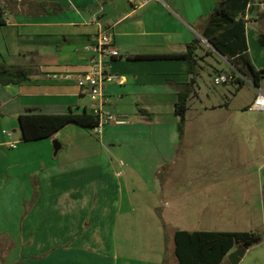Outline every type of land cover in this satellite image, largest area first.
I'll use <instances>...</instances> for the list:
<instances>
[{
    "label": "crops",
    "instance_id": "0c3cea01",
    "mask_svg": "<svg viewBox=\"0 0 264 264\" xmlns=\"http://www.w3.org/2000/svg\"><path fill=\"white\" fill-rule=\"evenodd\" d=\"M139 1L0 0L7 10V24L0 27V65L31 73L22 84L0 85V134L12 130L18 142L14 149L0 144V264H120L109 243L118 218H130L131 211L115 179L121 174L115 160L142 176L160 175L163 161L180 146L175 105L190 80L186 60L130 57L182 54L197 39L207 43L201 34L219 0H163L137 7ZM257 5L246 16V34L252 62L264 70L249 40V25L264 22V4ZM259 30L254 31L258 38L264 27ZM101 32L112 36L118 52L106 66L117 79L105 85L104 93L107 109L121 123L107 125L102 134L69 124L51 138L22 141L18 117L30 109L43 114L90 110L91 100L75 79L91 70L88 46ZM66 74L74 80L53 78ZM55 140L62 145L57 155ZM71 147L72 156L60 158ZM167 179L164 186L153 179L148 189L170 191ZM68 218L75 222L69 224ZM99 218H111V227ZM104 228L111 232L107 237Z\"/></svg>",
    "mask_w": 264,
    "mask_h": 264
},
{
    "label": "rangeland",
    "instance_id": "374dc122",
    "mask_svg": "<svg viewBox=\"0 0 264 264\" xmlns=\"http://www.w3.org/2000/svg\"><path fill=\"white\" fill-rule=\"evenodd\" d=\"M262 27L264 22L250 24L249 40L257 64L264 67V46L254 32ZM197 54L184 134L177 153L163 161L160 175L142 176L115 160L117 173L121 172L115 179L131 211L130 218H118L109 243L120 264L127 258L137 264H176L171 239L175 230L260 233L263 241L249 248L240 264H264V112L249 109L258 93H264V81L260 89L248 82L239 89L232 83L216 84L220 74L230 72V63L229 67L208 42L201 41ZM73 153L71 147L59 156ZM167 177L172 181L170 191L155 194L148 189L153 179L166 185ZM105 219L99 218L111 227L112 219ZM110 233L102 230L105 237ZM223 264H230L228 258Z\"/></svg>",
    "mask_w": 264,
    "mask_h": 264
},
{
    "label": "trees",
    "instance_id": "16d2710c",
    "mask_svg": "<svg viewBox=\"0 0 264 264\" xmlns=\"http://www.w3.org/2000/svg\"><path fill=\"white\" fill-rule=\"evenodd\" d=\"M257 4H264V0H219L201 34L213 51L230 63V73L237 76L232 85L238 89L246 81L260 89L264 81V70H258L252 62L246 34V16L259 9ZM6 11V7L0 3V27L7 24ZM259 39L260 44L264 46V33L259 35ZM200 45L201 40L197 39L188 45L187 51L182 54L130 57L132 61L186 60L189 62L190 80L179 91L175 105V113L179 118L178 132L181 140L189 111V99L193 95L196 82L195 74L199 59L197 52ZM30 75V70L26 68L0 65V85L2 86L22 84L29 81ZM34 111L30 109L18 117L24 142L51 138L69 124H75L91 131L99 124L97 116L87 108L82 112L70 108L64 114H43L34 113ZM34 182L37 186V179ZM262 241L263 236L256 232L176 230L174 233V255L178 264H223L237 247L247 244L251 248Z\"/></svg>",
    "mask_w": 264,
    "mask_h": 264
},
{
    "label": "built area",
    "instance_id": "2783aa9c",
    "mask_svg": "<svg viewBox=\"0 0 264 264\" xmlns=\"http://www.w3.org/2000/svg\"><path fill=\"white\" fill-rule=\"evenodd\" d=\"M151 3H164L163 0H140L137 7H144ZM91 52L90 66L91 70L76 78V84L82 93L88 96L92 102L90 111L97 116L99 124L95 127L94 132L102 134L105 127L112 123H121L118 117L107 109L110 104L109 99L105 96V85L117 79L116 76L107 72V62L118 56V52L113 47V38L107 32H101L91 38L88 46ZM240 76V75H239ZM236 75L232 73L220 74L216 79V84H229L236 80ZM54 79L74 80L70 74L61 77L55 75ZM243 78V77H242ZM250 83L249 81H246ZM252 111L264 112V93L259 92L253 103L249 107ZM3 138L7 139L3 141ZM4 143L11 149L17 147L18 142L13 141V133L6 130L0 134V144Z\"/></svg>",
    "mask_w": 264,
    "mask_h": 264
},
{
    "label": "water",
    "instance_id": "95a60500",
    "mask_svg": "<svg viewBox=\"0 0 264 264\" xmlns=\"http://www.w3.org/2000/svg\"><path fill=\"white\" fill-rule=\"evenodd\" d=\"M53 147H54V155H57L59 151L61 150V143L58 140H55L53 142ZM249 245H241L237 247L229 256L228 260L230 264H240V262L243 260L245 257L247 251L249 250Z\"/></svg>",
    "mask_w": 264,
    "mask_h": 264
}]
</instances>
